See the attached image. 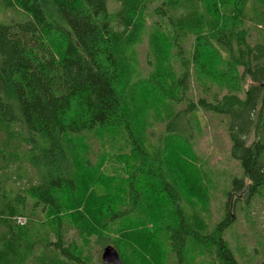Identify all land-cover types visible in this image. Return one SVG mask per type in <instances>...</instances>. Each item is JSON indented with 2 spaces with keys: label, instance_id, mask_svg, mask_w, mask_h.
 <instances>
[{
  "label": "trees",
  "instance_id": "trees-1",
  "mask_svg": "<svg viewBox=\"0 0 264 264\" xmlns=\"http://www.w3.org/2000/svg\"><path fill=\"white\" fill-rule=\"evenodd\" d=\"M113 1L0 0L22 15L0 21V264H93L92 241L122 264H239L226 232L264 196V45L247 41L264 0ZM202 114L240 171L212 227L216 179L178 149L195 157Z\"/></svg>",
  "mask_w": 264,
  "mask_h": 264
},
{
  "label": "rangeland",
  "instance_id": "rangeland-1",
  "mask_svg": "<svg viewBox=\"0 0 264 264\" xmlns=\"http://www.w3.org/2000/svg\"><path fill=\"white\" fill-rule=\"evenodd\" d=\"M153 5H157L154 3ZM109 9L112 11L116 8V4L113 0H108ZM150 11L153 10L151 6ZM22 18V15L16 11H2L0 9V21L10 22ZM155 18H153L154 20ZM148 29H152V23L147 22ZM249 34L247 41L251 45L263 42L264 45V27L255 28L254 26L247 25ZM147 42L146 38H143L134 49L136 53L135 58L138 61L139 68L137 70L138 75L135 78L146 77L149 73V69L145 66V61L149 59L146 54ZM196 91V89H194ZM151 102V101H150ZM163 124L153 125L151 127V135L154 137L157 133L163 129ZM190 136L187 137V144H194L192 148L195 153V158L190 154L189 148L179 146V150L183 156L190 157L194 160L195 164H188V167L193 170L192 174L199 175L195 169V165L198 168L204 167L211 173L212 179H216L213 182L212 187L209 191L210 201V219L209 226L212 227L217 219L222 217V207L224 210L223 194L227 188L230 178L233 175H239L238 163L230 158L229 155V142L227 136L219 124V120L216 117H212L209 114H202V118H198V124L189 125ZM92 152L90 154V161L95 164L99 160V156L102 151H99L96 144H92ZM179 157V154L176 153ZM114 165L110 164L107 167L105 173H112ZM191 171V170H190ZM200 176V175H199ZM23 180L33 182L36 180L35 173L31 168H28ZM19 183H16L15 189ZM226 197V196H225ZM226 199V198H225ZM235 222L232 224V228L227 230L226 238L229 240L233 247L235 258L239 264H247L252 257V263H258L264 259V196L254 202L249 208L248 216L235 213ZM17 224L24 225L26 219L18 218ZM132 237H134L132 235ZM146 241V237H145ZM144 240L142 244H144ZM109 244V243H108ZM106 244H99L92 241L89 249L93 264H99L100 251ZM246 247V249H245ZM245 250L242 252L241 249ZM102 252V251H101ZM254 255V257H253ZM199 263L207 264L203 258L200 259Z\"/></svg>",
  "mask_w": 264,
  "mask_h": 264
},
{
  "label": "water",
  "instance_id": "water-1",
  "mask_svg": "<svg viewBox=\"0 0 264 264\" xmlns=\"http://www.w3.org/2000/svg\"><path fill=\"white\" fill-rule=\"evenodd\" d=\"M101 259L104 264H122L116 250L112 246H106L103 249Z\"/></svg>",
  "mask_w": 264,
  "mask_h": 264
}]
</instances>
